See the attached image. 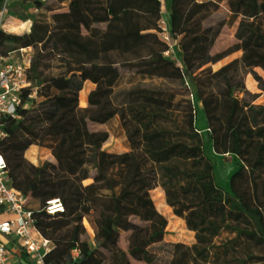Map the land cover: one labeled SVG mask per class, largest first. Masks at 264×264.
I'll return each instance as SVG.
<instances>
[{"label": "trees", "instance_id": "16d2710c", "mask_svg": "<svg viewBox=\"0 0 264 264\" xmlns=\"http://www.w3.org/2000/svg\"><path fill=\"white\" fill-rule=\"evenodd\" d=\"M44 1L50 16L35 21L29 33L0 30V57L33 48L26 105L17 118L1 119L6 137L0 152L44 237L55 243L57 228L47 225L51 217L41 210L53 198L80 226L79 237L74 230L62 238L47 263L264 264V102L255 103L264 93V78L255 70L264 72V0H171L170 34L178 37L181 65L165 55L159 0ZM227 28L234 29L233 42L217 50ZM54 30L96 40L100 59L76 64L53 39ZM238 51L239 57L224 61ZM247 74L260 92L246 89ZM194 95L213 151L241 162L230 174L229 190L215 182L195 124ZM115 116L128 145L123 152L103 148L109 137L103 125ZM73 132L79 146L69 159L80 166L76 176L54 162L27 158L31 146L51 150ZM109 164L107 177L96 171ZM86 179L91 182L83 184ZM157 186L194 233L191 245L163 243L168 220L150 196ZM84 220L95 247L83 238ZM224 232L228 236L216 244ZM157 244L168 253L163 261L153 251Z\"/></svg>", "mask_w": 264, "mask_h": 264}, {"label": "rangeland", "instance_id": "374dc122", "mask_svg": "<svg viewBox=\"0 0 264 264\" xmlns=\"http://www.w3.org/2000/svg\"><path fill=\"white\" fill-rule=\"evenodd\" d=\"M205 1V0H199ZM219 1V0H217ZM44 0H3V3H6L8 11L1 17L0 30L6 31L8 33L14 34H24L29 33L31 30L32 24L40 19L49 18L50 13L46 12L43 3ZM2 3V4H3ZM167 0H163L162 9L159 14V24L164 28L162 31H167L168 25L165 26L163 22V16L166 17L167 13ZM162 13V14H161ZM157 19V18H154ZM233 28H227L220 36L217 41V50L225 49L229 47L233 42ZM53 39L58 43V45L63 49L64 53L72 59L76 64H91L100 59V50L98 42L90 38L86 34L76 33L71 30H54L51 32ZM161 35V33H160ZM171 43L173 42V36L169 34ZM33 51V48H31ZM241 54L240 51L231 54L227 60H231L239 57ZM165 55L175 61L178 65H181V61L176 52V45H173L172 48H169V53ZM221 61L220 63H222ZM218 64H215L213 67L216 68ZM263 78L264 72L258 68L255 69ZM53 72H56L57 69L53 68ZM244 84L246 89H253L255 93L260 92L256 82L252 79L251 75H246L244 79ZM192 89L194 86L190 83ZM239 97H244L243 93H237ZM83 95V94H82ZM84 97V96H83ZM85 98V97H84ZM194 105L196 108V119L195 124L197 129L201 132V136L204 144V152L207 157L212 161L214 167V178L218 186L229 190V177L230 174L236 170L241 162L238 157L235 155H219L216 154L211 146L209 134L206 128L205 117L202 112V106L200 101L194 95L193 97ZM264 102V93L258 97L255 103ZM85 104H80V106H85ZM103 128L108 131V140L104 143L103 148L111 152H123L128 150V145L126 142L125 134L123 129L120 126L118 116L113 117L107 123L103 125ZM78 133L73 132L68 135H65L60 138L59 142L54 146L53 149L40 148L38 146H31L27 152L26 156L29 159L34 160L38 163L39 160H48L54 162L57 168L67 176H76L80 170V166L75 164L69 159V156L72 155L73 151L79 146L78 145ZM112 166L104 165L96 168V171L102 174L104 177H107L111 171ZM92 168H89L91 170ZM91 179H86L83 181V184L90 183ZM150 196L154 202L156 209L162 213L168 220L166 227V233L163 239V243L171 242H182L186 245H191L194 242V233L187 229L185 222L182 218L176 216L172 209L167 205L165 200V195L160 186L155 187L150 191ZM1 217L0 219H3ZM49 227H56L55 232V250H59L60 245L62 244V238L70 236L74 230L76 231L77 237L80 234V226L75 227L71 220L64 215H58L51 217L46 221ZM83 226L87 231L88 237L85 235L83 238H87L90 245L95 247V242L93 240L94 232L89 223L84 220ZM228 236L227 233H222L217 239L216 244L220 243L221 240ZM153 251L157 253L158 259L160 257L166 259L168 253L159 249V244H157ZM76 257V254H74ZM158 261V263H159ZM131 264H146L143 262L133 261Z\"/></svg>", "mask_w": 264, "mask_h": 264}, {"label": "built area", "instance_id": "2783aa9c", "mask_svg": "<svg viewBox=\"0 0 264 264\" xmlns=\"http://www.w3.org/2000/svg\"><path fill=\"white\" fill-rule=\"evenodd\" d=\"M159 1L162 6L163 0ZM7 11L6 3L1 4L0 23L1 17ZM160 27L163 30V26ZM161 37L168 42L169 48L177 44L175 39L171 43L169 33L165 30L161 31ZM166 53H169V49ZM31 58L30 47L0 57V141L6 137L1 119L17 118V109L26 105V102L22 101V94L23 90L31 85ZM27 200V196L12 185L5 158L0 152V218L4 217L0 219V264H9L11 256V249L2 239L10 241L15 247L22 264H49L46 259L54 251L55 243L37 229L33 212L27 207ZM41 210L50 217L65 213L59 198L46 201ZM74 254L77 256L78 251L73 250Z\"/></svg>", "mask_w": 264, "mask_h": 264}, {"label": "crops", "instance_id": "0c3cea01", "mask_svg": "<svg viewBox=\"0 0 264 264\" xmlns=\"http://www.w3.org/2000/svg\"><path fill=\"white\" fill-rule=\"evenodd\" d=\"M167 2H168V6H167V15H166V17L165 16H163V21H164V24H165V26L166 25H168V29H167V31H168V33L170 34V25H169V20H170V4H171V0H167ZM161 9H162V6H161ZM162 12V11H161ZM162 14V13H161ZM154 18H157V16H153V19ZM154 20H157L158 21V19H154ZM164 28V27H163ZM174 39V38H173ZM176 40V42H177V44H176V52L178 53V57H179V59H180V61H181V63H182V53H181V51H180V49H179V46H178V37L175 39ZM224 62V61H223ZM220 63H218V65H219ZM217 65V66H218ZM214 66V65H213ZM259 69V68H258ZM261 70V69H260ZM248 75H251V74H247V76ZM251 77H252V75H251ZM252 79H253V77H252ZM254 80V79H253ZM254 82H256L255 80H254ZM256 84H257V82H256ZM88 87H89V84H86V86H85V89L80 93L81 95L83 94V96L84 97H86V89H88ZM250 91L251 92H255V91H253V89H250ZM28 158V157H27ZM29 159V158H28ZM32 162H34V160H32V159H30ZM3 240V242H5V244H7V246L11 249V256H10V258H9V264H22L21 263V261H20V258H19V256L17 255V250L15 249V247H13V245L10 243V241H8V240H6V239H2Z\"/></svg>", "mask_w": 264, "mask_h": 264}, {"label": "bare ground", "instance_id": "6f19581e", "mask_svg": "<svg viewBox=\"0 0 264 264\" xmlns=\"http://www.w3.org/2000/svg\"><path fill=\"white\" fill-rule=\"evenodd\" d=\"M86 103V97L84 98L83 95H79V105L80 104H85Z\"/></svg>", "mask_w": 264, "mask_h": 264}]
</instances>
